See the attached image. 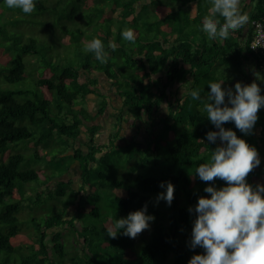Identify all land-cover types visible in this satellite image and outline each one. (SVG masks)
<instances>
[{
  "label": "trees",
  "instance_id": "obj_1",
  "mask_svg": "<svg viewBox=\"0 0 264 264\" xmlns=\"http://www.w3.org/2000/svg\"><path fill=\"white\" fill-rule=\"evenodd\" d=\"M34 3L35 10L25 14L0 0V53L5 58L0 62L4 66L0 69V264H188L194 255L205 254L201 247H190L189 230L197 218L194 209L200 197L210 198L206 187L219 190L227 184L218 178L202 181L195 173L217 146H223L219 138L215 143L207 140V133L219 129L206 118L203 104L210 82H223L222 88L233 92L237 81L242 85L255 82L264 96V70L249 49L250 22L226 40H210L202 24L204 17L211 15V0ZM240 9L251 21L264 13V0H240ZM216 18L224 22L218 14ZM18 27L20 43L14 38ZM127 29L134 32V43L123 40L121 33ZM96 38L108 54L105 64L93 52L83 50ZM52 40L61 42L65 51L55 50ZM109 44H115L116 50ZM12 51L17 55L7 61ZM25 56L35 63L26 62ZM251 60L263 73L257 80L253 74L249 77ZM37 69H42L39 74ZM34 70L33 88L5 87L25 81ZM100 76L108 79L111 100L120 101L117 121L125 109L139 123L137 134L144 133L143 143L132 137L129 143L119 144L118 125L114 126V138H108L110 144L97 141L101 128L97 118L106 114L108 106L107 94L100 90ZM193 89L200 90V100L188 95ZM89 95L98 99L94 114L85 106ZM257 116L247 135L234 121L223 125L258 152L260 164L246 178L253 189L258 181L264 186V106ZM81 134L85 135L86 150L77 145ZM20 143L31 145L32 155L17 152L4 159L9 148ZM123 153L124 163L131 173L138 172L137 177L131 182L106 178L99 168ZM75 162L79 166L78 188L63 179ZM53 179L56 182L51 186ZM98 182L111 189L126 187L124 195L115 196L112 211L98 203L87 209L83 204L98 197ZM168 182L174 186L170 206L157 199L166 193ZM29 183L44 185L43 190L26 188ZM38 204L52 208L41 219L33 213ZM145 205L146 215L155 217L147 235L129 238L123 230L116 238L108 235L115 220ZM26 209L31 212L23 226ZM69 211H73L71 216ZM93 220L96 222L90 224ZM24 233L31 235V242L15 244L14 239ZM66 237L82 248L69 253Z\"/></svg>",
  "mask_w": 264,
  "mask_h": 264
},
{
  "label": "clouds",
  "instance_id": "obj_2",
  "mask_svg": "<svg viewBox=\"0 0 264 264\" xmlns=\"http://www.w3.org/2000/svg\"><path fill=\"white\" fill-rule=\"evenodd\" d=\"M10 9H20L25 14L35 10L34 0H5ZM211 15L203 19L202 31L208 39H227L230 33L243 29L250 22L249 15L242 13L240 0H211ZM223 17V23L216 18ZM123 40L135 42L131 29L123 30ZM115 51L116 45L109 44ZM85 52H93L96 59L105 64L108 54L102 41L93 39L84 46ZM223 82H210L207 102L203 104L206 118L219 129L207 133V140L215 143L217 139L223 146H217L207 163L200 164L195 173L205 182L220 179L227 186L219 190L213 186L204 191L210 198L200 197L194 209L197 218L192 229L190 247H201L203 255H194L188 264H264V186L255 189L246 182L249 173L260 164L257 150L245 140L237 137L231 129L223 125L234 121L240 132L250 134L257 122V113L264 106V96L257 83L235 84V91L222 88ZM193 100H200V90L188 92ZM227 97V102L225 98ZM231 105V106H229ZM161 188L165 187L162 182ZM174 198V186L167 183L166 193H160L170 206ZM190 212L193 209H189ZM147 205L129 213L126 218L115 220L114 229L108 235L116 238L120 230L129 238H136L155 217L146 215Z\"/></svg>",
  "mask_w": 264,
  "mask_h": 264
},
{
  "label": "rangeland",
  "instance_id": "obj_3",
  "mask_svg": "<svg viewBox=\"0 0 264 264\" xmlns=\"http://www.w3.org/2000/svg\"><path fill=\"white\" fill-rule=\"evenodd\" d=\"M149 10H150V12H152V11L154 12V10H152V9H149ZM61 24H62V22H60V25ZM21 25L22 24H20L19 27ZM72 25L70 24L71 28H72ZM19 27L15 31L16 35L14 36V38L16 37V41L20 43L22 32H21V30H19ZM55 28H56L57 35L59 36L61 34L59 23L56 22ZM63 39L65 40L66 38H63ZM59 40H60V38H59ZM49 42L51 44L53 42L54 46H52V47L55 50L63 48V46H62L63 44L61 45V42H59L60 45L59 44H55V40H52V41H49ZM62 50L64 52L65 48H63ZM72 52H73V50H72ZM16 55H17V52L16 51H12L8 55V58H6L7 61L9 59L14 58ZM63 55H64V53H63ZM25 59H26V62H27L28 56L27 57L25 56ZM4 60H5V58L2 57V52H1L0 53V62H2ZM28 61H29V64L35 63V60L32 57L29 58ZM3 67L4 66L0 65V69L3 68ZM248 67L251 70V72H249V77H251L252 74H253V76L255 77L256 80L262 77L263 73L261 71H257L255 69L254 61L251 60L249 62V64H248ZM35 70L32 73L29 74V76L27 77V79L25 81H22V82H19V83H16V84H12V85L11 84H6L5 87H8V88H23V87H27V88H30V89L33 88ZM41 70L42 69H37V73L39 74L41 72ZM1 80H2V78H1ZM99 80L101 82V84H100L101 89L100 90L102 91V93L107 94L106 95L107 96L106 100L108 102V106H107L106 114L104 116H102V117L97 118V122L100 123V125H101V128H100V130L97 133V141L99 143H105L106 142L107 145L110 144L111 142L108 141V138L111 140L112 137H113V131H116V129H117V131L119 133V138H120V139L117 140V142L119 144L123 145L126 142L129 143L132 137H133L132 140L137 141L139 144L143 143V141H144V133H141L140 135L137 134V132H138L137 127L139 126V123L134 122L133 118L130 116V114H128L126 112L125 109H123V111H122V119H121V121H117L116 116H117V114L120 111V109H118V108H121L120 107V103H119L120 101L115 100V99L111 100V96H113V95H112L111 92L108 91L109 87H110L108 79L103 77V76H100ZM179 94H180V92H179ZM97 103H98V99L94 95H90L88 97V99L86 100V105L85 106H87L86 108H87V110H89L90 114H94V112H96ZM165 109H166V107L163 106L162 109H161V113L162 114H163ZM115 125H118V128L116 127V129H115L114 128ZM84 142H85V135L81 134L80 137H79L77 145H80L83 148V150H86V148L84 146ZM17 152H20V153H22V154H24L25 156L28 157V156L32 155V153L34 152V148L31 145H24L23 143L12 145L9 148V150L5 153L4 159L8 155L13 154V153H17ZM123 158H124V153L122 154L121 158L117 156L115 159L112 160V163H107L106 165L101 166L99 168V170H101L102 172H105L106 173V178H108V179H120V178H122V179H124L127 182H131L132 180H134L137 177L138 172L131 173L129 171V166H127L124 163ZM32 165H34V164H32ZM50 174H51V170L49 172V175ZM41 176H45V174L41 175ZM63 179L64 180H71L72 185H73L74 188H78L79 187L80 178H79V166H78L77 162L73 163L70 166L69 171L66 174H64ZM55 182H56V179H53L50 182V185L53 186V184ZM257 184L261 185L262 181H258ZM36 185L37 184L29 183V184H25V187L26 188L31 187L34 190V192H37V190H40V189L43 190V186L44 185H42L41 187H39V186L36 187ZM97 188H98L97 189L98 190V194H96V195H98V197L96 199L89 198L86 203L83 202V204L86 206V209L88 208V206L90 204L94 205V204L98 203V204H101L105 208V210L112 211L114 209V207H115V201H114L115 196H117V195L122 196V195L125 194V191H126V187L111 189L104 182H98L97 183ZM83 199H86V197H84ZM78 200H79V198L76 200V202H79ZM61 203H63V200H61ZM61 207H63V204H61ZM51 209H52L51 205H49V206H46V205L40 206L38 204V205L35 206V209H34L33 213H35V212L38 213L39 219H41L42 216L45 213H49L51 211ZM26 211H27L28 214L25 215L26 216L25 220H27V221H26V223L23 226H26V224H27V222L29 220L28 218L30 216L29 212H31L30 209H26ZM72 212L73 211H69V215L68 216H71L70 213H72ZM113 218H114L113 215L110 214V221H112ZM93 222H96V220L89 221L90 224H93ZM76 225L77 226L79 225L78 224V220H76ZM147 230L148 229H145L140 234H138L137 238H139L141 235L142 236L147 235ZM189 232L191 233L192 231L189 230ZM30 242H31V235L30 234H26V233H24L22 235H18L14 239V243L15 244L30 243ZM64 242H65V246H67V250H68L69 253L70 252L73 253L75 250H78V249L82 248L81 246L76 244L75 241H72V238H70V237L64 238ZM50 245H52V244L50 243ZM55 264H58V263L55 262ZM63 264H70V262L68 261V262H65Z\"/></svg>",
  "mask_w": 264,
  "mask_h": 264
},
{
  "label": "built area",
  "instance_id": "obj_4",
  "mask_svg": "<svg viewBox=\"0 0 264 264\" xmlns=\"http://www.w3.org/2000/svg\"><path fill=\"white\" fill-rule=\"evenodd\" d=\"M252 38L249 49L258 56L259 66L264 70V13L250 21Z\"/></svg>",
  "mask_w": 264,
  "mask_h": 264
},
{
  "label": "crops",
  "instance_id": "obj_5",
  "mask_svg": "<svg viewBox=\"0 0 264 264\" xmlns=\"http://www.w3.org/2000/svg\"><path fill=\"white\" fill-rule=\"evenodd\" d=\"M89 96H90V95H89ZM89 96H88V97H89ZM94 96H95V95H94ZM87 99H88V98H87ZM117 112H118V111H117Z\"/></svg>",
  "mask_w": 264,
  "mask_h": 264
}]
</instances>
